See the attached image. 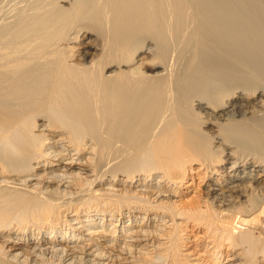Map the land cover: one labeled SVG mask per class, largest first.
Wrapping results in <instances>:
<instances>
[{
	"label": "bare ground",
	"instance_id": "1",
	"mask_svg": "<svg viewBox=\"0 0 264 264\" xmlns=\"http://www.w3.org/2000/svg\"><path fill=\"white\" fill-rule=\"evenodd\" d=\"M8 134L0 264H264V0H0Z\"/></svg>",
	"mask_w": 264,
	"mask_h": 264
},
{
	"label": "clouds",
	"instance_id": "2",
	"mask_svg": "<svg viewBox=\"0 0 264 264\" xmlns=\"http://www.w3.org/2000/svg\"><path fill=\"white\" fill-rule=\"evenodd\" d=\"M18 141L19 137L15 134H8L0 138V151H3L7 156L20 157L22 150Z\"/></svg>",
	"mask_w": 264,
	"mask_h": 264
},
{
	"label": "rangeland",
	"instance_id": "3",
	"mask_svg": "<svg viewBox=\"0 0 264 264\" xmlns=\"http://www.w3.org/2000/svg\"><path fill=\"white\" fill-rule=\"evenodd\" d=\"M260 220L258 223L255 222V220L251 219V217H247V219H251L250 223H255L254 225H250V229L254 235L255 238H258L262 241H264V215L263 213L260 214ZM247 221V220H246ZM247 224L246 222L244 223V225ZM247 247V246H245Z\"/></svg>",
	"mask_w": 264,
	"mask_h": 264
}]
</instances>
